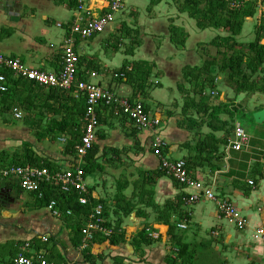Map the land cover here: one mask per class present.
Returning <instances> with one entry per match:
<instances>
[{
    "label": "crops",
    "instance_id": "crops-1",
    "mask_svg": "<svg viewBox=\"0 0 264 264\" xmlns=\"http://www.w3.org/2000/svg\"><path fill=\"white\" fill-rule=\"evenodd\" d=\"M229 1L231 6H241L251 13L244 18L239 35L232 37L221 28L214 29L218 30L216 36L213 34L206 43L196 37L195 43L185 51L186 62L176 66L171 61L161 63L177 81L174 86L177 96L173 95V100L162 96L156 105L151 103L152 107L145 103L146 99H151L149 92L142 95L133 79L128 80L121 71L123 67L130 71L129 63L115 70V73L121 72L122 78H111L115 74H111V66L115 64V55L111 54L120 52L134 61L136 49L149 38L148 34L142 36L140 45L129 54L130 40L124 37L126 44L123 36H115L114 32L122 25L137 32L152 26L165 32L163 39L172 44L169 26L181 28L175 22L183 23L185 15L188 16L179 13L172 2L162 1L166 10L158 9L157 13L162 16L156 18L153 8L157 5L149 11V0H124L122 9L116 12L119 15L114 16L103 32L111 31L115 38L109 37L105 44L100 34L84 39L70 30L77 19L86 21L104 16L109 11L110 0H7V8L12 7V13L0 7V56L17 58L31 69L57 73L62 67L65 49L72 47L79 58L77 74L84 81H93L130 104L141 103L148 121L158 122L137 130L115 109H98L100 124L93 142L97 148L93 157L95 169L82 176L88 201L86 205L78 203L82 207L74 205L73 210L66 207L68 204L62 202L61 192L52 183L42 185L40 197L39 193L23 191L16 179L0 178V183L5 184L14 199L13 203L0 206V264H12L22 253L31 257L39 252L55 264H264V241L253 239L255 231L264 227V122L257 124L253 120V114L264 109V95L237 94L233 83H228L227 77L215 70L212 73L215 87L204 89L200 95V88L192 79L183 77L186 68H200L213 57L218 63L228 58V48L209 46L215 38H232L240 45L254 42L261 18L264 20V0ZM9 17L15 19L9 20ZM115 20L120 24L114 26ZM248 24L252 28L245 33ZM151 37L149 39L155 41L156 37ZM220 44L226 46L227 43ZM149 48L147 52L151 55L159 50L150 52ZM243 51L245 61L248 52ZM200 55L202 61L198 64ZM139 62L152 64L155 77L163 74L153 59L143 58L131 64ZM1 72L0 68V75ZM90 72H95L97 77L91 80ZM262 78L264 65L250 81ZM179 85L183 89L178 88ZM160 86L157 83V87ZM7 89L6 94L0 92V103L7 100L3 104L5 112L0 113V156L26 154L51 175L82 170L85 157L81 160L67 147L69 139L60 133V130H69L62 125L64 119L72 127L80 123L75 113L80 94L75 90L42 88L25 80L13 87L7 83ZM191 101L193 106H200L192 108ZM14 110L22 113L20 120L13 117ZM241 112L251 117L255 127L252 135L246 134L248 146L235 151L230 147L235 142V127L242 128L238 121ZM195 122L201 126L196 127ZM155 140L164 143V156L169 161L184 160L192 179L233 203L246 219V227L238 230L221 218L213 201L188 205L185 200L192 190L161 172V159L152 149ZM5 167L9 166H0V169ZM51 201L57 203L61 212L59 218L49 208ZM97 205L103 207L106 226L112 231L116 228L123 235V241L114 247L104 243L99 257L97 243L90 249L87 246L89 254L87 248L81 249L79 233ZM86 207L91 209L87 211ZM67 210L70 216L65 215ZM180 224L186 229H179ZM144 230L153 240L149 245L139 239ZM24 244L29 247L22 252ZM179 246L186 248L180 256Z\"/></svg>",
    "mask_w": 264,
    "mask_h": 264
},
{
    "label": "built area",
    "instance_id": "built-area-1",
    "mask_svg": "<svg viewBox=\"0 0 264 264\" xmlns=\"http://www.w3.org/2000/svg\"><path fill=\"white\" fill-rule=\"evenodd\" d=\"M123 2L124 0H110L109 11L104 16L88 18L86 21H83L82 18L77 19L71 26L70 31L84 39L103 33L107 25L112 21L113 15L122 9ZM66 44H69V42H66ZM78 63V55L73 52L72 47L65 49L62 67L57 73L31 69L17 58L0 56V68L10 72L12 78L15 80H25L46 89L67 92L75 90L84 96L86 102L84 114L85 124L83 127L81 146L77 150V155L81 160L91 149L95 141V134L99 127L97 111L100 107L114 108L117 113L119 112L129 119L137 130H143L148 126H155L158 124L157 121H148L141 103L130 104L126 100L115 96L110 91L103 89L93 81H77ZM96 77L97 74L95 72L89 73V78L91 80ZM113 77L117 79L122 78L123 75L114 74ZM7 90L6 79L3 75H0V92L6 93ZM13 117L20 120L23 115L20 111L14 110ZM234 137L235 142H232L231 149L241 151L248 146L249 138L239 126H236L234 129ZM61 141L64 140L61 139ZM164 147V143L160 140H155L152 144V149L161 159V172L165 176L171 177L179 185L192 190V193L187 196L185 202L188 205H193L202 200L213 201L217 205L218 214L221 218L232 224L238 230H243L247 225V221L234 204L218 197L211 188L205 187L203 183L192 179L184 160L169 161L162 155ZM82 176L83 171L80 168H77L75 172L64 171L55 175H51L46 169H39L31 166H9L0 169V178L4 180L9 178L18 180L20 188L25 192L39 193L44 183H52L62 194L77 192V194L81 196L78 200L79 204L86 205L88 201L84 195L87 191L83 184ZM249 184L252 185L251 182ZM39 196L42 197L40 193ZM49 208L52 210V214L55 217L59 218L61 216V212L58 210L55 201L50 202ZM64 213L67 216L71 215L69 210ZM178 228L185 230L186 226L180 224ZM80 233L82 237V250H85L88 244L93 241L95 234H101L107 238L110 237L112 230L106 226V222L103 218V207L101 205H97L93 208L87 216L86 222L81 228ZM253 239L264 241V227L258 228L255 231ZM44 242H46V239ZM28 247L29 244H24L21 251L24 252ZM12 264L55 263L47 261L45 255L39 252L31 257L25 256L23 253L19 254L13 259Z\"/></svg>",
    "mask_w": 264,
    "mask_h": 264
},
{
    "label": "trees",
    "instance_id": "trees-1",
    "mask_svg": "<svg viewBox=\"0 0 264 264\" xmlns=\"http://www.w3.org/2000/svg\"><path fill=\"white\" fill-rule=\"evenodd\" d=\"M162 1H170L175 4L177 7V11L181 14L186 13L190 19L195 21V25L199 30H205L207 28H221L230 33L232 37L239 35L244 18L248 15H251L250 12H247L246 9H242L241 6H231V2L229 0H149L150 6L148 10L150 11L152 7L158 5ZM115 33V36L120 35L130 40V47L127 51L129 54H132L134 49H136L140 45V34L136 29L135 31H133L122 25L120 29H118ZM187 37L188 36L185 31L181 28H177L172 24L169 26V38L174 47L178 49L184 48ZM222 41L227 43L226 46H222V44H220ZM209 46L216 47L217 49L224 47L228 48L227 50H229V55L227 59H225L224 61L220 60L219 63L217 62L216 58L213 57L209 60L204 61L202 67L200 68H194L192 70L186 68L184 70L183 77L192 79L194 84L200 88V95L204 89H213L215 87V77L212 74L213 70L217 71L218 73L224 74L227 77V82L233 83L232 88L236 91L237 94L243 92H254L264 95V78L250 81V78L259 70H261L262 66L264 65V20L262 18L261 24L256 31V37L253 43L249 45H240L232 41V38H215L209 43ZM243 50H247L248 52V56H246L247 60L245 61V53ZM128 66L131 69L130 71H127L126 67H123L121 71L125 73V76L128 80L133 79V83L137 84V89L139 90V92L142 95H145L150 88L148 83L149 78L152 74L153 65L146 62H139L129 64ZM246 73H248L249 75H246ZM1 74L6 77V82L9 84V86H16L20 82V80L13 81L12 75L7 70H2ZM76 80L84 81V79L81 78L78 74L76 76ZM178 88L183 89L180 85L178 86ZM5 101L7 100L3 99L0 103V113L5 112V109L3 107ZM193 103V101L190 102V106L192 108H197L200 106L198 104H194L193 106ZM85 104V98L80 94V99L77 104L78 111H75V113L78 115V118L80 119V123H78L77 125L74 124L72 127V125H68L66 119H64L62 121V125L69 130L68 132L65 130H60V133L65 134L69 139L67 147L69 146V148L72 149V151L75 153H77L78 148L81 146L83 127L85 124ZM99 109L102 108L100 107ZM112 109L114 110V108H111V110ZM145 112L146 109L144 108V113ZM97 116L99 119L100 116L98 115V112ZM98 121L100 124V120ZM195 126L200 127L201 125L197 124ZM96 151L97 148L93 144L91 149L85 155V165L82 168L84 175L91 173V171L95 169L93 157ZM164 154H166L165 148L162 151V155ZM186 164L188 167L187 162ZM4 165L15 167L37 166V168L39 169H44L41 166H38L36 161L31 157H28V155L26 154L23 157L20 155H14L10 157L6 154H2L0 156V166ZM188 170L190 171L189 167ZM60 198L62 199L63 203L68 204L66 205V207L71 210L74 209L72 208L74 205L82 207L78 204V200L81 197L78 196L77 192H72L70 194L61 193ZM86 208V210L89 211L92 206L91 208ZM139 239L146 245H149L153 242V240L148 237L145 230L139 234ZM121 241H123V235L119 234L117 229L114 228L109 238H104L100 234H95L93 241L89 243L88 247L90 249L92 248V245L97 243V247L100 246V250L98 252L99 257V255L102 253V248L105 246L104 243H107L109 247H114ZM184 249L186 248L179 246L178 256H180ZM87 253L89 254L88 248Z\"/></svg>",
    "mask_w": 264,
    "mask_h": 264
},
{
    "label": "rangeland",
    "instance_id": "rangeland-1",
    "mask_svg": "<svg viewBox=\"0 0 264 264\" xmlns=\"http://www.w3.org/2000/svg\"><path fill=\"white\" fill-rule=\"evenodd\" d=\"M125 6H126V4H125ZM164 8H165L164 3L157 5L156 8L155 7L153 8L154 9L153 15L155 12L156 18L162 16V14L157 13V10L158 9L161 11L166 10ZM137 10L139 12V8ZM140 12H142L141 9H140ZM118 13L114 14L113 18H114V16L117 17L119 15ZM113 24H114V26H117L120 23L115 20ZM175 24L178 26L180 25V27L184 28L185 31L188 33V37L186 39L185 46H184V48H181V49L174 47L168 41L164 40L163 37L166 36V33L162 32L161 29H159V28H153L151 26V27H145V28L139 30L140 39L145 34H148L147 37H149V38H152L151 36H155L156 39H155V41H152L149 38L144 39L142 46L138 47L135 51L134 61H140V60L143 61V58L153 59V63L156 64L157 68L162 70V72H163V74L161 73V75H159L158 77H155V75H154L155 70H154V74L152 73L150 78H149L148 84H149L150 88L148 89L147 93L149 92V96L151 99L145 100V103L149 106H151V103H154L156 105L157 104L156 101H158V99L162 96H167V97H169L170 100H173L172 99L174 97L173 95H175V97L177 96V93L174 90V86H175L177 81L174 80L171 75L169 76V74L166 72L167 71L166 65L165 64L161 65V63H166V62L169 63L171 61L170 63H172L176 66L180 63L186 62V58H188V55L185 51L189 49V47L191 46L192 43H195L196 37H201L200 40L205 41V43H206L207 41H210L212 39L213 34H214V36H216V34L218 32V30H214L212 28H210L212 30L207 29L206 31L199 30L195 25V21L190 19L186 15L183 19V23L178 24L177 22H175ZM166 28H168V27H166ZM251 28H252V25L248 24L245 27L244 32L247 33L248 30ZM102 34H100L101 35L100 37H103L105 39L104 44L109 37H111V38L113 37L112 39L115 38L114 36H112L113 32L111 34V31L108 34H106V33L103 35ZM114 34H115V32H114ZM122 39H125V38L123 37ZM125 40H124L125 41L124 43L127 44V39H125ZM150 46H152V48H149ZM148 48H149L150 52H152L151 49L156 50L157 48H159V50H156L158 52L156 53V51H155V53L153 55H151L147 52ZM204 48H206V49L208 48L209 50L214 51V49H211L205 45H204ZM109 52L111 53V51H109ZM111 55L112 56L115 55V59H114L115 64H114V67L111 66V74L112 73L114 74L116 72L115 70H117V69L121 70L122 65H126L128 63L131 64V62H134L132 57L122 55L120 52H117V54H111ZM201 59H202V56L200 55V57L198 58V64L201 63V61H202ZM124 61H127V62H124ZM120 73L121 72H118L115 74L120 75ZM112 77H113V75L111 76V78ZM178 77H179V75H178ZM95 82H96V80H95ZM157 83H159V85H161V86L157 87ZM152 97H153V101H152ZM152 112H154L153 109H152ZM238 121L240 123V126L244 129V131H246V134L247 133H249L250 135L253 134V132H254L253 127H255V126L251 123L252 121H251V117L249 115L243 114V112L239 113ZM249 134H247V135L249 136Z\"/></svg>",
    "mask_w": 264,
    "mask_h": 264
},
{
    "label": "water",
    "instance_id": "water-1",
    "mask_svg": "<svg viewBox=\"0 0 264 264\" xmlns=\"http://www.w3.org/2000/svg\"><path fill=\"white\" fill-rule=\"evenodd\" d=\"M7 5H8L7 0H0V7L2 8V10H6L7 12L12 13L13 8L12 7L7 8ZM8 19L13 20L15 18L9 17ZM253 120L257 124H261L262 122H264V109L255 112L253 114ZM13 201L14 199L11 196V191L5 188L4 183H0V206H3L4 204H8V203H13Z\"/></svg>",
    "mask_w": 264,
    "mask_h": 264
}]
</instances>
